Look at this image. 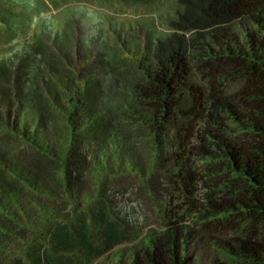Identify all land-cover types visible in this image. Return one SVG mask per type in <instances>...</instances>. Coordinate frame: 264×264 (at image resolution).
<instances>
[{"label":"rangeland","instance_id":"374dc122","mask_svg":"<svg viewBox=\"0 0 264 264\" xmlns=\"http://www.w3.org/2000/svg\"><path fill=\"white\" fill-rule=\"evenodd\" d=\"M179 1L0 4L6 16L0 21V169H5L0 171V264H32L28 254L44 240L48 227L70 223L103 200L125 242L108 248L99 234L98 252L61 251L70 260L66 264H131L166 230L171 213L183 215L196 233L191 249L195 264H235L217 243L261 235L256 224L237 217L204 227L202 220L215 209L210 202L226 197L211 193L218 180L211 177L208 162L196 160L194 169L202 179L191 207L174 177L178 168L173 146L184 121L171 129L170 138L162 136L163 145L148 126L154 114L139 90L146 74L157 67V43L174 32L194 35L172 27L184 12ZM234 27L241 33L238 22ZM189 58L191 83L206 89V64L200 65L193 53ZM244 87L242 79L226 84L230 95ZM192 103L188 97L182 109ZM73 139L76 148H87L88 178L71 194L56 189L36 168L35 153L39 145L50 149L61 164L53 171L63 181ZM10 177L15 189L6 180ZM11 223H18L25 234Z\"/></svg>","mask_w":264,"mask_h":264},{"label":"trees","instance_id":"16d2710c","mask_svg":"<svg viewBox=\"0 0 264 264\" xmlns=\"http://www.w3.org/2000/svg\"><path fill=\"white\" fill-rule=\"evenodd\" d=\"M4 1L5 5L9 2L0 0V4ZM179 2L184 12L172 27L194 35L174 32L157 43V67L146 74V84L139 90L142 101L154 114L148 126L156 142L163 145L162 136L170 138L171 129L184 121L176 133L173 157L178 168L174 177L185 197L192 207L202 179L194 162H208L210 175L219 184L211 193L226 197L220 199L221 203L210 202L215 209L209 211L202 225L208 228L230 221L231 217L256 224L262 230L260 236L238 237L217 245L235 264H264V0ZM5 17L0 8V21L4 22ZM237 22L241 33L234 27ZM192 53L200 65L206 64L202 71H207L204 90L190 81ZM238 79L245 80V87L234 95L228 94L226 84ZM188 97L193 103L190 109L183 110ZM46 102L50 108L52 101ZM44 110L49 112L45 105ZM68 121L74 127L73 121ZM72 146L63 166V181L53 171L61 164L52 158V151L39 145L35 153L36 168L49 177L56 189H66L71 194L88 178L87 148H76L74 139ZM10 178L6 180L15 189L16 182ZM183 219V215L171 213L166 230L150 240L131 264H195L191 249L196 233ZM10 225L25 234L18 223ZM45 231L44 240L28 254L32 264H66L70 260L60 254L63 250L98 252L95 238L99 234L108 248L126 240L104 200L70 223L55 222ZM13 264L23 263L18 260Z\"/></svg>","mask_w":264,"mask_h":264}]
</instances>
